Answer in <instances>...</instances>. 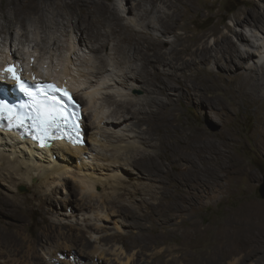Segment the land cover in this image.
I'll use <instances>...</instances> for the list:
<instances>
[{"label": "bare ground", "instance_id": "1", "mask_svg": "<svg viewBox=\"0 0 264 264\" xmlns=\"http://www.w3.org/2000/svg\"><path fill=\"white\" fill-rule=\"evenodd\" d=\"M126 1L125 6L118 2L115 7H111L106 3V0H0V67L16 63L18 73L36 79H56L55 81H58L61 87H71L82 105L83 111L81 145L74 146L56 142L50 148H43L39 144L34 145L30 141L20 138L16 133L0 130V202L5 204L2 207L16 204V199L9 195V192H12L11 187L20 184L30 185L32 179L36 182V188L43 189L41 194L33 191L36 193L35 199L38 204H45L47 197L56 188L65 187L69 175L77 180L75 183L82 193L79 198L80 204L73 206L77 215H80L82 219L78 218L75 223L66 221L67 224L64 225L57 219V222L47 225L41 232L47 239L45 245H40L39 248H32L28 245L26 250L28 259H25L23 264H38L39 262L29 260V258H40V252L44 256H50L48 263L42 264H51L53 260L61 264H84L79 262L80 256L86 257L91 264H111L110 257L107 255L114 256L117 264H138V253L132 251V246H129L131 247L130 252L125 253V249L118 246L114 239L118 231L108 233L107 228L118 230V222L126 225L121 219L124 208L126 211L129 207L131 211L139 209V206L134 203L135 201L119 199L121 192H124L120 189L124 185L125 175L128 174L130 166L137 169L139 174H137V179L146 180L147 183L158 182L157 186L149 187L150 192L145 196L142 197L143 194L139 192L141 194L139 198L137 197L139 204H148L147 199L167 197L168 199L164 202L166 204L159 206V212L166 221L180 218L182 212L188 208L183 204H170L173 202V198L165 193L163 185L160 186L162 176L170 174L159 160L164 154L144 148L146 145L144 142L149 143L154 135L157 136L156 133L161 136H157L151 146L155 149L161 147L163 129L170 127V117L176 101L180 103L185 98L197 99L200 103L203 102L207 105V109L214 117L228 116L232 112L228 107L229 103L235 106L238 102L251 105L255 111L264 114V65H260L256 69L246 68L244 63L246 64L247 60L256 56L258 50L241 49V45L256 46V48L260 45L249 43V38L244 35L242 30L235 29V27L244 25L254 29L263 28L264 10L262 12L256 9L245 11L240 18L234 16L233 26H227L226 32L216 37L212 45L205 46V40L200 41L201 47L192 51L191 57L187 58L188 62L182 63L174 53L168 55L165 53L166 51L157 50L161 44L166 45L160 37H147L131 23H123L122 20L124 15L131 18L130 10L134 12L136 7H139V11L133 13L131 19L141 21L140 25L143 26L145 14L148 11L157 10V12H162V19H165L164 16L170 15V19L166 22L172 23L171 27L174 29L179 25L177 17L173 16L174 12H178L176 5H181L188 11L190 3H193L194 0H146L149 8L143 10L140 5L144 0ZM128 1L131 2V5H128ZM117 9L124 13L121 15V19ZM64 10L67 11V16L71 15L74 33L73 52L68 60H65L68 61L70 67L65 69V72L62 71L61 74L58 68L59 65H62L59 58L62 53H56L57 50H60L61 40L56 32L60 28L59 24L63 23L64 14L61 11ZM162 19L160 20L156 16L158 26L152 25L151 28H153L152 30L158 29L162 35H169L172 29L168 27L169 25L167 26L166 22H162ZM105 25L108 26V30H104ZM146 26H150V23H147ZM213 30L214 35L219 33L216 29ZM39 31L42 36H39ZM2 33L5 34L4 38L1 37ZM13 33L16 37L12 36ZM29 34L32 35V38ZM232 36L236 37L239 43L234 42ZM252 36L256 37L254 34ZM85 37L90 41H87ZM185 37L182 33L174 34L173 41L168 42V46L174 44L175 41H179L180 46H183ZM180 40H182V44ZM112 41H115V44H112ZM32 42L36 43L32 45ZM111 44L113 45L112 49H109L113 52L112 56L109 54L98 55V52ZM152 47L155 49L153 50ZM128 56L131 61L128 60ZM211 62L214 66H221L225 70L238 69L235 72L237 77H240L235 83V89L239 95L232 98V102L220 104L221 108L218 103H214V107L211 102L207 103L203 97L198 95V87L191 83L192 79L198 76H202L203 79L205 77L215 79L212 69H209ZM148 65H151L153 70H150ZM45 71L48 72L47 77ZM138 80L142 83L136 84ZM125 86L131 90H143L142 97L144 98L135 96L129 100L115 99L117 96H129L121 94ZM86 110H88L89 116L84 117ZM261 139H264V133ZM200 143L194 150L198 158L194 160L186 155L171 157L172 168L190 172L191 169L199 171L203 166H206L207 169L205 168L206 170H201L199 173L215 178L218 176L219 170H228V174L232 173V166L227 164L230 162L233 164L230 156L224 154L223 157V153L218 152L219 150L214 147V144ZM156 159L159 162H156ZM238 170L239 174L247 173L252 176L251 172L242 164ZM104 171L110 172L111 176L101 178ZM204 182L205 180L197 181L191 188L196 189L199 185L206 187ZM96 185H107L108 190L102 194L95 193L93 188ZM128 191L130 193L131 190ZM69 200L71 205L76 203L74 199L69 198ZM247 204L255 203L249 201ZM2 207L0 206V208ZM49 211L46 210L47 213ZM74 215L69 217H74ZM239 215L240 226L233 224L230 231L227 228L220 229L211 241V247L207 249H204V244H202L207 239L203 240L194 235L189 236L188 232H185L180 237L179 246L182 252L178 256H172L171 264L180 258L185 264H206L208 261L213 264L218 254L226 252L230 241L238 245H252L250 243L254 240L252 238L264 234V212H256L255 207L252 210L248 207H241ZM64 216L66 215L64 214ZM15 219L17 218L15 217ZM101 221L111 222L113 227L100 226ZM98 230H103L104 233L101 237L98 236V242L103 241V246L105 245L106 249L90 248L91 241L97 242V240H91V236L82 242L80 248H77L80 243H77L78 240H81L83 236L92 235L94 231ZM47 231H51L52 236L47 235L45 233ZM143 233L139 230L138 236L127 232L123 235L126 238H138L139 242H142L141 240H144ZM12 239L11 236L6 240L11 242ZM231 247L230 245V249ZM59 250H66L64 253L68 258H65V261H62L61 258L57 259L55 256L52 257ZM36 252L37 255H35ZM3 253L4 251H0L1 255ZM153 253L154 260L163 259L165 262L163 249ZM186 253H190V255ZM9 255L11 253L8 251L3 254L0 257V264H18L19 258L12 260ZM72 258L76 262L69 260ZM151 262L152 260L147 261V263ZM231 264H244V262L242 259H235Z\"/></svg>", "mask_w": 264, "mask_h": 264}, {"label": "rangeland", "instance_id": "2", "mask_svg": "<svg viewBox=\"0 0 264 264\" xmlns=\"http://www.w3.org/2000/svg\"><path fill=\"white\" fill-rule=\"evenodd\" d=\"M119 1L120 0H106V3L111 7H115V4ZM119 3L125 6L127 1L124 0ZM128 5H131V2ZM133 6L135 7V4ZM140 7H142V10L144 8H149L148 2L144 0ZM176 7L178 12H174L173 16H175L174 18L177 17L176 19H178L179 25L174 29L171 27L172 23L166 22L170 19V15L164 16L165 19H162V12H157V10H151V12L148 11L145 14L143 26L140 25L141 21L131 19L134 15L133 13L139 11V7H136L134 12L130 10L129 16H131V18L124 15L123 12H119L118 9L117 13L120 19L121 15H124V19L122 20L123 23H131L137 30L143 32L147 37H160L166 45L163 46L161 44L160 48L157 50H162V52L166 51L165 53L168 55L174 53L176 58L184 63L188 62L187 58L191 57V53L194 49L201 47L200 41L205 40V46H210L213 44L216 37H219L226 32L227 26H233L232 19L234 16L240 18L241 14L245 11H252L254 9L262 12L264 10V0H194L193 3H190L191 8L188 7V11L181 5H176ZM61 13L64 14V20L63 23L59 24L60 30L58 29L56 32L61 40L60 50H57L56 53H62L59 56L61 59L60 64L62 65H59L58 68L59 73L61 72L62 74V71L65 72V69L67 70L68 67H70L68 61L65 60H68L73 52L74 31L72 29L71 15L67 16V11L65 10L61 11ZM156 16L160 20L162 19V22H166L167 26L169 25L168 27H171L170 29H172V32L169 33V35H162L156 28L152 30V25L156 27L158 26ZM147 23H150V26H146ZM213 29H216L219 33L214 35ZM235 29L237 31L242 30L244 35L249 38V43L260 45L258 48H256V46L241 45L242 50H258L256 56L247 60L246 64L244 63L246 68L252 67L256 69L258 66L264 65V27L261 29H254L251 26L244 25L235 27ZM104 30H108L107 25L104 26ZM39 32V36H42L41 31ZM211 32H213V34H210ZM178 33H182V35L186 36L184 45L180 46V42L175 41L174 44L168 46V42L171 40L173 41V35ZM253 34L256 35V37H253ZM4 36L5 34L2 33L1 37L4 38ZM12 36L16 37L14 33ZM29 36L32 38L31 34H29ZM232 38L234 42L239 43L236 37L232 36ZM32 41H34V39H32ZM87 41L90 40L88 39ZM180 41L182 44V40ZM35 43L36 42H32V45ZM112 44H115V41H112ZM112 44L102 49V52H98V55L104 56L109 54L112 56L111 53L113 52L110 50L112 49ZM152 49L154 50L155 48L152 47ZM127 58L128 60L130 59L129 56ZM148 68L153 70L151 65H148ZM209 69H212L215 79H211V77H205V79H203L202 76H198L192 79L191 83L198 87V95L203 97L207 103L211 102L213 107L214 103H218L219 108H221L220 104L232 102V98L239 95L235 89V83L240 78L237 77L235 72L238 71V69L234 68L235 70H225L221 66H214L212 62L210 63ZM139 83L141 84L142 82L138 80V83L136 84ZM124 88L125 89L121 94L129 96H117L115 99L121 98L129 100L131 97L133 98L135 96L136 98H144L142 97L144 95L143 90H131L126 88V86ZM199 103L200 102L197 99L189 100L186 98L180 103L176 101V106L174 105L175 108L172 110V115L170 117V127L164 128V132L162 131L164 135L161 147L155 149L151 146L156 141V137L161 136L159 133H156L157 136L154 135L149 143L144 142V144L146 143L144 148L148 149V151H159L164 154L159 160L164 164L165 169L170 174L162 176V184L160 183V186L163 185L165 193L173 198V202L170 204H183L188 207L185 212H182L180 218L177 217L170 221L163 219L165 217L159 212V206L166 204L164 202L168 198L165 196L163 198L147 199L149 202L148 204H139V201L137 200V197L139 198L141 195L139 192L143 194L142 197L145 196V194L150 192V190H148L149 187L151 188V185L152 188L153 186H157L158 182L150 181L147 183L146 180H139L137 179V169L132 166L128 167V174L125 175L126 180L120 189V191L124 190V192H121L119 199L121 201H135L134 203L139 206V209L137 211H131V208L129 207L130 210L127 209L126 211L124 208L125 210L123 209L121 219H123L122 221H124L126 225L118 222V230H114V228H107V230L108 233L118 231L116 232L117 236H114L115 238H113L116 240L118 246H122L125 249V253H129V249L131 248L129 246H132V251L138 253V264H171L170 260L172 256H178L182 252L179 246L180 237L185 232H188L189 236L194 235L203 240L207 239V242L205 241L202 243L204 244V249L211 247V241L220 229L227 228L230 231L232 230L231 226L233 224L240 226L241 220L239 219V211L241 207H248L251 210L255 207L256 212H264V139H261V136L264 133V114L255 111L253 109L254 107L251 105L238 102L235 106H232L229 103L228 107L232 112L228 114V116L214 117L207 109L205 103ZM87 112L88 110H86V113L84 112V117L89 116V113ZM222 140L224 141L222 142ZM142 141H144V139H142ZM200 142L207 143V145L214 144V147H217V150H219L218 152L223 153V157L224 154L230 156L233 164L231 162L227 164L232 166V173L228 174V170H219L218 176L215 178L208 177L206 174L201 175V173H199L201 170H206V166H203L199 171L191 169L190 172L172 168V165L170 164L171 157L174 158L179 155H186L194 160L195 158H198L195 155L194 150ZM156 160V162H159L158 159ZM241 164L251 172L252 176H249L247 173H238V167ZM113 174H115V172ZM102 176L103 177L101 178H106L110 177L111 174L110 172L108 173V171H104ZM204 180L206 187L199 185L196 189L191 188L195 182H203ZM75 182H77V180L69 175L66 186L63 188L58 187L55 191H52V194L47 197L45 204H38L37 199H35L36 193L41 194L43 189L35 187L36 182L34 179L31 180L30 185L20 184L11 187L12 192H9V195H12L16 199V204H11L9 207H2L5 204L0 202V206L2 207L0 208V251H4L3 254L7 251L10 252L11 255L9 256L12 260H17L19 258L18 264H23L25 259H28V256H26L28 245L32 248H39L40 245H45L47 239L46 237H43V233L41 232L47 227V225H51L52 222H57V219H59L63 225L67 224V222L75 223L78 218L82 219L80 215H77V211L75 212V208H73V206L80 204L79 198L82 194ZM20 188H23L24 191L20 192ZM93 189L95 193L102 194L108 190V186L96 185ZM34 190L36 193L33 192ZM128 190H131L130 193ZM147 197L149 198V196ZM69 198L74 199L76 203H72L71 205ZM182 200L184 201L182 202ZM158 201L160 202L158 203ZM249 201H254L255 204H247ZM46 210H50L49 213H47ZM5 213L6 215H4ZM64 214L66 216H64ZM72 215H74V217H69ZM15 217L17 219H15ZM99 225L103 227H113V224L107 221H101ZM256 225H258V222H256ZM189 229L191 232H189ZM139 230L144 232V240H141L142 242H139L140 239L138 238H126L123 235L127 232L138 236ZM102 231L103 230L94 231L92 235L83 236L81 240L77 241V243L80 242L77 248H80L82 242L84 240L86 241L90 236L91 240H97L98 242V238L104 235ZM45 233L52 236L51 231ZM11 236L13 237V241H7L6 239ZM51 239L53 240V238ZM252 239H254L250 242L252 245L244 246L230 241L229 237L230 242L226 252L223 251L218 254L213 264H231L235 259H242L244 264H264V234ZM97 242L93 243V241H91L89 247H99L101 249L107 248L105 245L106 248L103 246V241L100 243ZM230 245L232 246L231 249ZM161 249H163L164 252L163 258H165V262L163 259H153V252H157ZM64 251L66 250L56 251L52 257L55 256V258H61L62 261H65V258H68V256ZM3 254H0V257L3 256ZM186 254L190 255V253ZM35 255H37V252ZM40 255V258L32 257V259L29 258V260L39 262L38 264L44 262L48 263L50 256H44L41 252ZM107 256L110 257L111 264H117L114 260V256ZM69 260L76 262L74 258ZM86 260V257H79V262L91 264L89 260ZM149 260H152V262L147 263ZM56 263L61 264L55 260L51 261V264ZM172 264L185 263L180 258L177 262ZM206 264H211V262L208 261Z\"/></svg>", "mask_w": 264, "mask_h": 264}, {"label": "snow or ice", "instance_id": "3", "mask_svg": "<svg viewBox=\"0 0 264 264\" xmlns=\"http://www.w3.org/2000/svg\"><path fill=\"white\" fill-rule=\"evenodd\" d=\"M8 71H12V69L9 68ZM14 78L17 81L16 86L19 90L31 98L28 103L19 105V108L21 110L29 109V111L27 114L17 112L16 105H10L4 100H0V118L6 119L10 128H28L33 133L32 138L39 140L41 146H44L49 139L58 138L56 133H59L62 128H67L68 126L60 123L55 114L57 97L54 93H59L61 96L67 97L70 102L75 104L76 102L72 100L71 94L51 84L43 86L37 85V91L33 93L29 91L26 84L22 83L18 77L14 76ZM41 88H43V91L40 90ZM49 97H52V99L50 100ZM14 121L15 123H13ZM25 121H30L31 123L28 124ZM71 128H75V125H71ZM67 138L69 140L73 139L71 135H68Z\"/></svg>", "mask_w": 264, "mask_h": 264}, {"label": "flooded vegetation", "instance_id": "4", "mask_svg": "<svg viewBox=\"0 0 264 264\" xmlns=\"http://www.w3.org/2000/svg\"><path fill=\"white\" fill-rule=\"evenodd\" d=\"M29 68H30V66H29ZM47 74H48V72L47 71H45V75H46V77H47ZM56 80V79H55ZM58 80V79H57Z\"/></svg>", "mask_w": 264, "mask_h": 264}, {"label": "water", "instance_id": "5", "mask_svg": "<svg viewBox=\"0 0 264 264\" xmlns=\"http://www.w3.org/2000/svg\"><path fill=\"white\" fill-rule=\"evenodd\" d=\"M19 191H20V192H23V191H24V189H23V188H20V189H19Z\"/></svg>", "mask_w": 264, "mask_h": 264}]
</instances>
